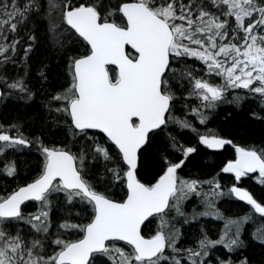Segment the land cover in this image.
<instances>
[{"label":"snow or ice","instance_id":"1","mask_svg":"<svg viewBox=\"0 0 264 264\" xmlns=\"http://www.w3.org/2000/svg\"><path fill=\"white\" fill-rule=\"evenodd\" d=\"M36 19L66 61L64 84L43 103L68 142L49 145L42 132L25 135L18 123H0V174L18 177L17 153L25 149L41 157L29 181L0 191V264H250L246 256L217 255V246L232 253L243 245V225L251 219L227 216L217 202L234 194L259 214L264 202L235 182L222 186L218 174L207 180L181 175L197 147L167 129L198 131L175 114L177 99H198L199 106L185 108L203 124L229 89L240 90L231 100L238 106L258 98L260 111L251 110L249 119L264 120V0H0V68L17 63L19 32L28 23L35 27ZM36 39L28 30L23 75L0 72V99L36 96L27 82ZM188 58L202 62L205 75L194 74ZM40 76L47 81L43 67ZM162 134L182 158L157 148L146 180V153ZM199 142L214 150L234 146V158L220 171L237 182L256 173L264 185V146L234 144L217 132L200 134ZM116 182L124 193L119 199L110 193ZM193 195L204 208L186 212ZM30 200L39 206L26 212ZM54 207L61 213L55 220ZM202 216L224 221L219 237L201 226L194 247L181 245L177 218L186 224ZM146 221L156 222L151 234L142 231ZM253 235L264 241V224Z\"/></svg>","mask_w":264,"mask_h":264},{"label":"trees","instance_id":"2","mask_svg":"<svg viewBox=\"0 0 264 264\" xmlns=\"http://www.w3.org/2000/svg\"><path fill=\"white\" fill-rule=\"evenodd\" d=\"M41 2L44 3L45 0H41ZM81 2H83V0H81ZM35 24L36 26L33 27L32 23H28L20 30L19 35L22 38L21 44L18 45V51L14 57L17 63L4 65L0 68V72L9 76H15L17 73L21 75L24 74V65L20 63L21 57L23 56V44L27 42V31H34L37 39L34 42L33 50L30 52L27 61V82L31 89L36 92V96L29 102L18 100L14 96L0 99V123L5 125L18 123L20 125V130L25 135H34L42 132L45 143L49 145L59 144L61 142L67 143L68 140L65 138V128L62 125L54 124L51 117L47 115V110L43 103L50 94L54 93L64 84L66 61L63 55L58 52L56 45L51 39L50 33L46 30L45 22L36 19ZM129 51L132 50L129 49ZM188 64L189 66L193 64L196 66L197 71L194 74L201 76L205 75L202 62L195 58H188ZM42 67L48 76L47 81L43 80L40 76ZM113 68L114 67H109L110 72ZM207 78H209L210 81L214 79L212 76ZM215 82H219V79L215 78ZM1 86L3 88L2 84ZM239 91V89H229L227 100L218 104L215 110L210 111L207 122L203 124L196 117L195 113L185 108L186 104L199 106V100L184 95L177 99L175 114L181 117L186 116L188 121L193 123L198 131L194 132L188 128H179L178 125L175 124L169 125L167 131L176 135L178 140L183 144L197 147V152L190 154L185 166H182V170H178L181 175L189 178L207 180L218 174L222 186H228L235 182L237 186L247 188L258 200L264 202V185H261L256 179V173H251L242 177L241 180L237 182L234 181V174L220 171L226 159L234 158V146L226 145L224 149L214 150L207 148L206 145L199 142L200 134L217 132L231 138L234 144L239 143L241 146H264V120L256 118L249 119L251 110L260 111L261 105L259 99L248 98L242 101L238 106L232 103L231 100L233 92ZM94 131H96L97 135H100L99 131ZM157 148L160 149V152L169 154L170 158L173 160L182 158L178 150L172 149L169 146L167 136L162 134L158 143L149 149V153H146L145 158L149 161L148 167L144 173V179L146 180L151 178L153 171L152 162L158 161L159 153L156 151ZM17 157L20 165L19 176L0 174V191H10L17 185L29 181L34 176L38 161L41 158L35 148L25 149L22 154L17 153ZM102 166L103 161L97 165V167ZM155 166L163 167L164 165L157 163ZM205 188H207V185H205ZM110 193L117 199L123 196L124 193L119 182H116V185L110 188ZM26 204V212H33L39 206V202L34 200L28 201ZM194 205L198 211L204 208V205L200 203V198L193 195L185 202L184 210L186 212H191ZM217 206L227 216L238 217L245 214L251 216V219L243 225L241 233V239L244 242L243 245L232 253H229L222 245L217 246V255L225 258L231 256L233 260H238L246 256L250 264H264V241L256 239L253 235V232L264 224V214L256 213L248 202L236 197L234 194L222 197L217 202ZM59 215H61L60 210L54 207L52 209L53 220ZM177 220L183 232V236L179 243L184 246H195L196 239L200 235L201 226H203L208 235L213 239L219 237L224 226V221L222 219L213 216H202L186 224L183 223L182 218L178 217ZM155 228V221L152 223L146 221L142 231L145 234H151L154 232Z\"/></svg>","mask_w":264,"mask_h":264},{"label":"water","instance_id":"3","mask_svg":"<svg viewBox=\"0 0 264 264\" xmlns=\"http://www.w3.org/2000/svg\"><path fill=\"white\" fill-rule=\"evenodd\" d=\"M129 48L131 49V46H130V45H126V50H127V51H128ZM109 66H113V65H109ZM109 66H108V67H109ZM113 67H115V66H113ZM0 88H2V87H1V84H0ZM97 131H98V130H97ZM27 202H28V201H27ZM25 203H26V202H25ZM142 229H143V225H142Z\"/></svg>","mask_w":264,"mask_h":264}]
</instances>
